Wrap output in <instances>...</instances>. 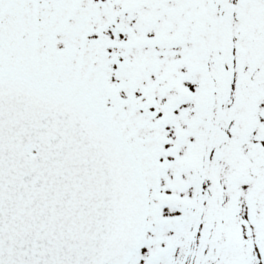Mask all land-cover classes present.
Segmentation results:
<instances>
[{
    "label": "snow or ice",
    "instance_id": "6c2138e0",
    "mask_svg": "<svg viewBox=\"0 0 264 264\" xmlns=\"http://www.w3.org/2000/svg\"><path fill=\"white\" fill-rule=\"evenodd\" d=\"M0 264H264V0H0Z\"/></svg>",
    "mask_w": 264,
    "mask_h": 264
}]
</instances>
